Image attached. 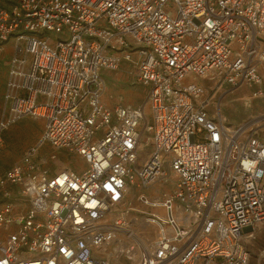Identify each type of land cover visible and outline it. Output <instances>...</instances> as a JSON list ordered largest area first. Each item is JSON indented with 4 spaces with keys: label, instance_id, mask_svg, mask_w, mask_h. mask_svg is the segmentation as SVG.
Returning <instances> with one entry per match:
<instances>
[{
    "label": "built area",
    "instance_id": "1",
    "mask_svg": "<svg viewBox=\"0 0 264 264\" xmlns=\"http://www.w3.org/2000/svg\"><path fill=\"white\" fill-rule=\"evenodd\" d=\"M10 43L0 145L26 117L44 127L0 175V264H252L264 141L212 111L197 79L262 82L264 0H0V53ZM122 61L145 106L103 103L101 73ZM157 183L174 190L153 199ZM133 187L158 228L138 242Z\"/></svg>",
    "mask_w": 264,
    "mask_h": 264
},
{
    "label": "rangeland",
    "instance_id": "2",
    "mask_svg": "<svg viewBox=\"0 0 264 264\" xmlns=\"http://www.w3.org/2000/svg\"><path fill=\"white\" fill-rule=\"evenodd\" d=\"M51 37L53 41L60 38L58 35H51ZM13 54L14 48L12 43L8 44L5 51L0 53V71L6 70L7 76L9 68L8 62ZM262 72L264 74V66ZM135 74L133 64L127 61H122L116 69L106 68L102 71L101 76L105 83L102 100L108 108L113 109L119 106L139 107L146 105L148 88L137 82ZM197 82L204 85L206 88V99L211 102L210 108L212 111H215L216 108L219 109L223 119L226 120L228 125H245L254 135L264 141V120L262 119L264 117V77L259 84L244 85L236 89L228 85H222L221 83L215 84V82H209L203 79H197ZM2 111L3 100L0 104V118ZM146 111L148 115L151 114L149 106H146ZM19 122H22V125H29L31 127L40 124L41 137L44 127L43 120H35L26 117ZM8 130L2 134L3 143L0 145V170L3 168L2 164L13 160L15 154L20 155V161L24 152L28 149L27 147L21 150V144L25 141L23 138L20 139L14 136L6 139L5 135ZM146 137L147 135H143L142 141L144 151L141 162L144 161L148 155L149 144L148 141H146ZM43 151L41 152V156L54 152L49 146L43 148ZM68 160H70L68 154L59 152L57 162H54L49 168L57 171L63 168V165ZM157 185L160 186L159 189ZM157 185H155L153 187L154 190L150 192V196L153 199H162L164 193H170L174 190L173 186H163L160 183H157ZM143 192L146 191L138 187H133L130 190L128 205H131L133 209L129 214L128 220L139 218L140 222L144 224L140 227L141 232L151 234L154 238L157 236L158 228L155 225L149 226L144 223L143 219L146 216L143 212H148L149 210L143 205H140L137 201L138 195ZM255 235L257 239L252 241L248 246L252 253V264H264V229H258Z\"/></svg>",
    "mask_w": 264,
    "mask_h": 264
},
{
    "label": "crops",
    "instance_id": "3",
    "mask_svg": "<svg viewBox=\"0 0 264 264\" xmlns=\"http://www.w3.org/2000/svg\"><path fill=\"white\" fill-rule=\"evenodd\" d=\"M1 59V58H0ZM7 82V72L0 71V104L3 100L5 86ZM31 127L29 125H22V122H18L14 126H12L8 132L6 133V139L12 138V137H19L20 139H24L25 141L21 144V150L26 149L27 147H31L39 141L40 138V128L39 125ZM20 150V151H21ZM15 157L10 162H6L2 164V169L0 170V175H2L6 170H9L11 167H13L15 164L19 162L20 155L15 154ZM7 199L4 197L3 193L0 192V208L7 203Z\"/></svg>",
    "mask_w": 264,
    "mask_h": 264
},
{
    "label": "bare ground",
    "instance_id": "4",
    "mask_svg": "<svg viewBox=\"0 0 264 264\" xmlns=\"http://www.w3.org/2000/svg\"><path fill=\"white\" fill-rule=\"evenodd\" d=\"M262 119L264 120V117H263ZM157 187H158V189H159L160 186L157 185ZM153 190H154V189L151 187V188H150V191H153ZM159 213L162 215V217H167L166 212H161V211H159ZM141 225H144L143 222H142V223H141V222H138V223H136V225H135V227H134V228H135V229H134L135 232H133V233H134V235H135V238H136L135 241H136V242H138L139 240L142 241V239H143V238L140 236V234H141V230H140ZM125 230H126V231H129L127 228H125ZM125 230H124V229L121 230V232H122L123 235H126V234H124V233H126ZM138 231L140 232V234H136V232H138ZM256 231H257V230H255V231H253V232H251V233L255 236ZM137 246H138V245H137ZM106 254H107L109 257H110V256H116V253H113V252H111V251L109 252V250H106ZM134 259L136 260V257H135Z\"/></svg>",
    "mask_w": 264,
    "mask_h": 264
}]
</instances>
